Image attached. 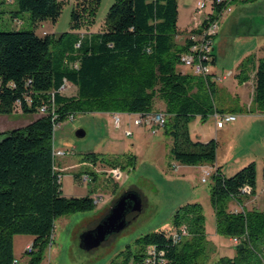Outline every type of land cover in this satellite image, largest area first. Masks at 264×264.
Masks as SVG:
<instances>
[{"label":"trees","instance_id":"obj_1","mask_svg":"<svg viewBox=\"0 0 264 264\" xmlns=\"http://www.w3.org/2000/svg\"><path fill=\"white\" fill-rule=\"evenodd\" d=\"M101 2L74 0L72 29L92 26ZM15 3L17 8L10 13L12 23L22 26L20 15L28 14L31 24L37 26L47 20L56 22L65 0ZM228 5V0L214 2L201 25L184 31L178 27V0H115L98 33H64L56 38L40 36L34 30H1L5 25H0V115L21 112L35 116L25 127L0 133V264L18 263L15 236L33 238L32 252L25 251L27 264H40L52 243L56 221L96 208L91 195L63 194L55 165V128L78 114L145 117L159 113L156 107L160 103L164 107L160 113L166 116L163 130L173 141V162L215 167L219 143L193 140L189 124L197 116L206 120L215 113L223 114L216 102V84L211 74L196 76L180 67H185L182 56L192 45L190 36L201 34L209 21L220 20ZM261 51L263 56L257 62L254 54L242 61L237 79L244 83L249 72L255 71L252 113L264 114V46ZM210 57L212 66L214 53ZM65 85L74 86L76 93L64 95L61 88ZM91 157L94 165L102 168H128L119 159ZM91 175L95 181L97 174ZM211 179L218 233L238 239L235 255L221 257L217 264H264V207L252 211L243 208L256 194V164L233 176L216 168ZM231 202L240 210H230ZM173 227L174 232L142 236L109 264H194L187 250L194 249L192 253L199 255L207 241L201 204L181 206L174 214ZM182 227L190 239L175 243L173 235Z\"/></svg>","mask_w":264,"mask_h":264},{"label":"rangeland","instance_id":"obj_2","mask_svg":"<svg viewBox=\"0 0 264 264\" xmlns=\"http://www.w3.org/2000/svg\"><path fill=\"white\" fill-rule=\"evenodd\" d=\"M199 1L178 0L180 30L199 24L212 12L210 4H207L205 9L197 11L196 5ZM114 2L115 0H102L92 26L72 29L74 0H65L63 12L56 22L47 20L33 26L29 15L25 14L20 15L24 21L20 27L14 25L10 19V13L17 8L15 0H0V25H5L0 29L34 30L40 36L50 34L56 38L64 33H98ZM215 39L214 50L219 54V61H225L230 65L234 59L237 62L243 57L245 53L241 56L242 51L259 50L264 46V0L254 3L230 0L228 8L220 18L219 34ZM178 42L182 43L183 39H178ZM232 57L235 58L232 60ZM251 73L252 71L249 72V79L238 84L236 97L233 99L236 104L230 111L239 117L238 128L234 132L216 134L213 116L206 120L199 116L195 117L189 124V131L195 141L216 140L219 143L217 136L220 137L219 163L226 176H233L242 168L255 163L256 188L260 193L264 189V117L258 120L252 116L254 113L249 106L253 83ZM224 74L229 75L228 71ZM75 93L76 88L70 86L64 95L72 96ZM216 102L219 105V102ZM163 108L159 103L156 111L163 112ZM119 116L121 119L119 127L115 124L113 115L100 112L78 114L56 126L54 150L64 154L55 158L63 194L68 197L100 196L103 201L99 202L92 212L69 214L59 218L55 223V238L53 235L52 245L46 250L40 264H109L120 251L128 245H134L142 236L159 231L174 232L175 212L181 206L195 202L201 204L203 208L207 241L200 249L199 255L195 256L192 253L194 249H188L187 256L194 257V264H217L221 257L234 256L236 245L231 238L219 234L217 230L210 195L212 179L206 175L207 172H214L212 166L200 165L176 170L177 163L171 158L173 141L166 136L163 129L153 134L149 128L135 126L137 115L122 113ZM34 119L35 116L21 112L0 115V133L25 127ZM229 125L226 124V130L229 129ZM80 131L85 133L82 138L78 137ZM128 132L132 135L128 136ZM92 155L119 159L123 165L128 166L126 169L112 167L119 168L122 172V178L117 181L118 186L103 172L107 168L101 169L102 167L94 165ZM90 173L97 174L95 181ZM85 174L92 180H85ZM203 178L207 181L203 182ZM131 190L141 195L144 203L141 214L122 232L112 236L98 248L89 252L84 251L80 247V236L96 228L115 203H110L115 194L116 201L123 193ZM243 208L248 210L247 207ZM231 209L240 210V207L235 205ZM20 237L16 242L19 250L24 248L28 236ZM185 239L184 243L190 238Z\"/></svg>","mask_w":264,"mask_h":264},{"label":"built area","instance_id":"obj_3","mask_svg":"<svg viewBox=\"0 0 264 264\" xmlns=\"http://www.w3.org/2000/svg\"><path fill=\"white\" fill-rule=\"evenodd\" d=\"M230 2V0H228ZM214 2H227V0H200L196 5V10L201 11L206 8L207 4L212 5ZM210 15V14H209ZM210 20V18H207ZM220 29V20L219 24H210L203 32L196 36H190L192 40V45L190 46L189 51L182 56L183 65L190 69L192 73L196 76H208L212 73L211 54L214 53L215 38L219 34ZM207 62V63H206ZM68 89V85H65L61 88L62 92H65ZM42 113H45V109L41 110ZM138 118L135 119V126L149 128L153 134H157L158 131L164 128L166 124V116L163 113H157L142 117L137 115ZM115 124L117 127L120 126L121 119L119 114L113 115ZM214 118L216 120L217 128H223L226 124L233 123L236 121L237 116L231 113L219 114L215 113ZM128 136H131L132 133L128 132ZM61 152H56L55 156H63ZM214 173V172H213ZM207 172L206 175L212 177V174ZM106 176L112 181H119L122 178V172L119 168H112L109 171H106ZM85 180H92L91 177L86 174L84 177ZM203 182H206L207 179L203 178ZM102 197L98 198L96 203L102 202ZM188 235L187 229L182 227L180 231L175 232L173 239L175 243L183 241ZM53 239V237H52ZM232 241L234 244H238V239L233 238ZM33 250L32 245L26 248L27 253H31ZM18 264V263H17Z\"/></svg>","mask_w":264,"mask_h":264},{"label":"crops","instance_id":"obj_4","mask_svg":"<svg viewBox=\"0 0 264 264\" xmlns=\"http://www.w3.org/2000/svg\"><path fill=\"white\" fill-rule=\"evenodd\" d=\"M206 16L203 18V20L199 24H195L192 27L190 26L187 29H190V28H193V27H198L199 25H201L202 22L205 20ZM182 31H184V30H182ZM215 44H216V39H215ZM261 47H263V46H261ZM261 47L259 48V50L253 49V50H251L249 52L242 51L240 53V55L242 56L245 53L243 55V57L241 59H239V61H237V62H235V59L233 60V58H235V57H232L233 61H232L231 65L229 63L225 62V61H221L220 62L219 58H218L219 54L218 53L216 54V51L214 50L215 59H214L213 64H212V73H211L210 76H211L212 81L216 84V96L219 99V108L223 111L222 112L223 114L231 113V114H234V115L237 116V114L235 112H232L230 110H233L234 107H235V104H236L235 103L236 101L233 100V99H234V97H236L235 94L237 92V86L240 83V82H238V79H237V75H239V65L248 56L253 55V54L255 55L256 62H257L258 59L263 56V52L261 51ZM180 69L184 73H191L192 72L190 69H188L186 67H183V66L180 67ZM226 71H228L229 75H225L224 74V72H226ZM254 74H255V71H252L251 78H252V82L253 83H252V89H251V99H250V103H249V106H251V107H253L252 103H253V95H254ZM230 78H231V80L229 81ZM232 103H234V105ZM111 115H114V114H111ZM212 116L214 117V115H212ZM252 116L257 117L258 120H259L260 117H264V114L257 112V113H254ZM215 122H216V120H215ZM238 122H239V117H237L235 122L229 123L230 124L229 127H228L229 129H227V130H226V127H225L226 125L223 128H217V126H216V134L218 133V134L222 135V133H224V132L225 133H227L228 131L229 132H234V130H236L238 128ZM217 137H218L219 143H221L220 139H219L220 137L219 136H217ZM203 142H208V141H203ZM176 167H177L176 170L177 169L181 170L183 168L197 167V166H182L180 164H177ZM201 167L203 168V166H201ZM212 168H213V171H215L216 168H222L221 164L219 163L218 152H217L216 165H215V167L212 166ZM101 169H104V168H101ZM109 170L110 169L107 168L106 171H109ZM94 171H95V167H94ZM94 171H92V172H94ZM106 171L104 170L103 172L106 174ZM98 198H101V197L100 196L99 197L98 196L95 197L96 200ZM112 199L113 200H111V202H110L111 204L113 202H115L116 194H115V196H113ZM102 201H103V199H102ZM235 205H237L235 202H231L230 205H229L230 209L235 207ZM243 206L247 207L249 211L262 210L263 207H264V189H262L260 191V193H258L257 188H256L255 196H253L249 200L245 201ZM19 238H21V237L20 236H15L14 237V255H15V259L18 261V264H27L29 258H28V256H24V251L26 250L27 247H29L30 245L33 244V238L28 236L27 237V242H26L24 248L20 249V250L17 248V245H16V242H17V240H19ZM54 238H55V235H54ZM49 251H50V248H49Z\"/></svg>","mask_w":264,"mask_h":264},{"label":"water","instance_id":"obj_5","mask_svg":"<svg viewBox=\"0 0 264 264\" xmlns=\"http://www.w3.org/2000/svg\"><path fill=\"white\" fill-rule=\"evenodd\" d=\"M84 136L83 131L78 132V137ZM143 206L141 195L137 191L131 190L123 193L96 228L80 236V247L87 252L98 248L128 227L141 214Z\"/></svg>","mask_w":264,"mask_h":264},{"label":"bare ground","instance_id":"obj_6","mask_svg":"<svg viewBox=\"0 0 264 264\" xmlns=\"http://www.w3.org/2000/svg\"><path fill=\"white\" fill-rule=\"evenodd\" d=\"M221 3H223V2H218L217 4H221ZM212 24H219V20L213 22Z\"/></svg>","mask_w":264,"mask_h":264}]
</instances>
